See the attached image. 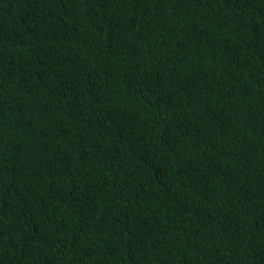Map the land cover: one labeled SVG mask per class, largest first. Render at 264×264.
<instances>
[{
	"label": "trees",
	"instance_id": "1",
	"mask_svg": "<svg viewBox=\"0 0 264 264\" xmlns=\"http://www.w3.org/2000/svg\"><path fill=\"white\" fill-rule=\"evenodd\" d=\"M0 264H264V0H0Z\"/></svg>",
	"mask_w": 264,
	"mask_h": 264
}]
</instances>
